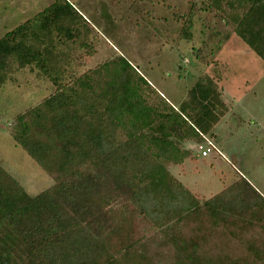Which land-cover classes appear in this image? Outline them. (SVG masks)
<instances>
[{
	"label": "trees",
	"instance_id": "trees-1",
	"mask_svg": "<svg viewBox=\"0 0 264 264\" xmlns=\"http://www.w3.org/2000/svg\"><path fill=\"white\" fill-rule=\"evenodd\" d=\"M204 3L264 60V0ZM93 31L74 2L54 0L0 37V88L24 67L54 85L9 131L54 183L32 195L0 162V264H264L252 184L201 198L170 169L229 111L216 78L199 75L174 105L123 54L76 75L72 53H96ZM230 31L213 30L216 44Z\"/></svg>",
	"mask_w": 264,
	"mask_h": 264
},
{
	"label": "rangeland",
	"instance_id": "rangeland-1",
	"mask_svg": "<svg viewBox=\"0 0 264 264\" xmlns=\"http://www.w3.org/2000/svg\"><path fill=\"white\" fill-rule=\"evenodd\" d=\"M19 1L31 6L27 12L9 17L11 11L2 6L10 4L11 0H0V37L54 0ZM70 1L86 14L95 28L92 39L96 53L88 56L77 47L72 53L76 75L123 54L174 105L186 98L199 75L207 73L218 81L222 97L230 108L216 125L212 138L222 156L216 152L207 157L194 155V160H188L183 168L172 165L171 171L193 189L195 183L208 181L210 174L206 164L214 160L215 167L224 171L228 183L234 178L240 179L242 172L257 192L264 195V60L231 30V26L204 9V0H195L194 7L192 0ZM190 10L193 41L182 32ZM215 29L231 30L221 46L216 44L217 37L212 32ZM53 89L47 77L29 67L13 71L0 88V162L32 195L51 186L54 179L9 131L18 113L39 103ZM185 145L194 147L195 152L193 143ZM208 194L203 190L198 195L205 198Z\"/></svg>",
	"mask_w": 264,
	"mask_h": 264
},
{
	"label": "crops",
	"instance_id": "crops-1",
	"mask_svg": "<svg viewBox=\"0 0 264 264\" xmlns=\"http://www.w3.org/2000/svg\"><path fill=\"white\" fill-rule=\"evenodd\" d=\"M21 1L18 2L17 1H14V0H11V3L10 4H4V6H2V3H0V6H2V9L6 10V11H11L10 13H8V16L9 17H14L15 15H17L18 13H25L28 11V8L29 6L31 5H28V4H22L20 3ZM80 10V9H79ZM81 11V10H80ZM37 13V12H36ZM81 13L84 15V17L90 22L89 18L86 16V14L84 12L81 11ZM31 18V17H29ZM28 19V18H27ZM25 19V20H27ZM24 20V21H25ZM22 21V22H24ZM20 22V23H22ZM19 23V24H20ZM91 23V22H90ZM18 24V25H19ZM92 24V23H91ZM93 25V24H92ZM215 129V128H214ZM221 155V152H216V155ZM194 155L196 157H203L200 155V153L198 152V150L196 149L195 150V153ZM235 159V158H234ZM188 160H194V158H190V159H187L183 164H180V165H175L177 168H183L184 166L183 165H186V162ZM180 166V167H179ZM183 166V167H181ZM216 165L214 164V160L212 161H209V164L207 163L206 164V168H208V174H210V177H212V179L210 180V177L208 178V181L206 182H201L199 184L195 183L193 185V189L192 191L195 192L196 194H201V192L204 190V191H208V195L207 197H210V196H213L214 194H217L225 189H227V187H229L232 183L235 182V180H237L236 178L233 179L232 182L228 183L226 181L227 178L226 175L224 174V171L222 170H219L215 167ZM217 170V171H216ZM239 173V172H238ZM176 175L178 176L179 174L176 173ZM212 175V176H211ZM239 175L242 177H245L244 174L242 172L239 173ZM179 177V176H178ZM238 177V176H237ZM180 178V177H179ZM215 178V179H214ZM181 179V178H180ZM218 179V180H217ZM182 180V179H181ZM184 181V180H183ZM213 181V183H212ZM215 181V182H214ZM185 182V181H184ZM186 183V182H185ZM187 184V183H186ZM252 184V183H251ZM253 186V184H252ZM254 187V186H253ZM255 188V187H254ZM256 190H258L257 188H255ZM197 194V195H198ZM262 195V194H261ZM199 196V195H198ZM264 197V195H262ZM200 197V196H199Z\"/></svg>",
	"mask_w": 264,
	"mask_h": 264
},
{
	"label": "built area",
	"instance_id": "built-area-1",
	"mask_svg": "<svg viewBox=\"0 0 264 264\" xmlns=\"http://www.w3.org/2000/svg\"><path fill=\"white\" fill-rule=\"evenodd\" d=\"M197 150L201 156H209L213 151H219L212 139H207L205 142L198 144Z\"/></svg>",
	"mask_w": 264,
	"mask_h": 264
}]
</instances>
